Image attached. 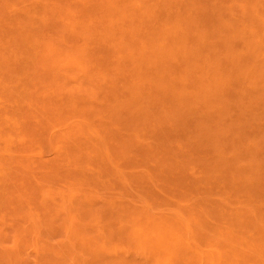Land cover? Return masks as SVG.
I'll list each match as a JSON object with an SVG mask.
<instances>
[{"label":"rangeland","instance_id":"rangeland-1","mask_svg":"<svg viewBox=\"0 0 264 264\" xmlns=\"http://www.w3.org/2000/svg\"><path fill=\"white\" fill-rule=\"evenodd\" d=\"M0 264H264V0H0Z\"/></svg>","mask_w":264,"mask_h":264}]
</instances>
